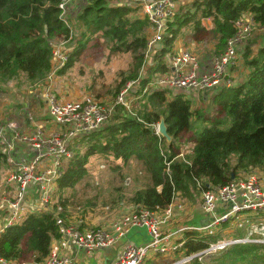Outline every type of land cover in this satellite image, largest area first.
I'll list each match as a JSON object with an SVG mask.
<instances>
[{"label":"trees","instance_id":"obj_1","mask_svg":"<svg viewBox=\"0 0 264 264\" xmlns=\"http://www.w3.org/2000/svg\"><path fill=\"white\" fill-rule=\"evenodd\" d=\"M137 1L88 0L76 14L74 2L64 22L59 18L60 0H0V83L19 79L21 75L35 85L31 87L40 82L47 84L52 79H58L62 89L64 85L70 87L74 79L67 77V71L78 63L92 40L85 38L86 33L99 34L113 43L110 52H125L131 56L128 67L118 74L113 96L118 95L127 80L134 81L133 89L131 86L126 93L129 108L123 104L114 105L108 122L72 139V156L64 164L49 204H42L39 191L27 190L25 210L0 234V256L6 260L44 261L52 241L59 237L55 225L59 205L64 208L63 216L70 215L72 211H79L83 219L89 213L92 216L98 214L94 203L84 207L68 193L86 175L89 160L96 154L124 164L134 161L138 164L136 170L143 174L145 183L142 186L127 198L114 199L117 204H128L120 207L123 212L164 208L177 192L179 198L186 202L192 199L193 194L201 197L202 189L226 185L239 178L244 172H238L240 170L264 172V44L254 52L248 47L244 59L238 58L245 68L242 73L244 79L239 82L232 78L229 87L180 90L151 86L158 74L169 71L163 57L185 30H189L194 41H203L213 35L224 47L236 30L234 22L245 14H252L259 27H264V0H192L189 6L176 11L166 22L161 47L157 49L155 46L152 50L155 51L154 57L147 56L146 62L150 24L140 14ZM204 18L211 20V30L202 25ZM58 43L62 44L67 57L60 66L53 55ZM236 63L230 68H236ZM143 66L145 75L140 77ZM92 84L91 87L88 85L91 89L86 91L88 95L105 104L114 101H109L101 93L98 96L92 94ZM203 93L206 101L214 105L212 116L193 108L196 101L203 98ZM140 102L144 108L136 109ZM149 103L160 107L149 109ZM160 118L165 121L170 141L157 135L152 127ZM196 120L202 122V127L193 126ZM184 134H190L189 142L193 146L189 154L183 155L179 140ZM167 163L169 172L165 171ZM5 165V152L0 146V170ZM100 208L104 211L113 207L104 205ZM252 219L255 221L256 218ZM245 230L242 236L224 238L219 229L212 234L206 230L185 229L178 239L182 241L179 248L171 254L150 255L144 264H164V260L170 264L201 252L218 240L261 238L257 233H250V227ZM215 251L207 260L220 254L211 264H264V242L231 243ZM201 255L183 264H203L199 259ZM207 260L205 264H208Z\"/></svg>","mask_w":264,"mask_h":264},{"label":"built area","instance_id":"obj_2","mask_svg":"<svg viewBox=\"0 0 264 264\" xmlns=\"http://www.w3.org/2000/svg\"><path fill=\"white\" fill-rule=\"evenodd\" d=\"M75 0H60L59 18L66 22L69 8ZM119 0H114L117 2ZM139 12L150 26L151 33L147 38L145 57L161 42L165 33L166 22L171 20L179 9V0H138ZM235 32L226 40L222 50L213 55L207 65H201L196 53L181 50L170 60L168 72L160 73L151 86H169L180 90H213L221 85L232 84L230 67L239 58L241 46L254 34L259 25L252 14L248 13L234 22ZM53 55L59 66L66 60L62 44L53 49ZM145 73L143 67L141 73ZM134 81L125 84L114 101L109 104L88 94L69 98L55 92L49 83L40 85L36 93L39 95V110H30L27 103L22 104L16 112L21 121L9 119L0 113V146L5 152L8 172L2 178L1 186L7 191L0 193V234L11 225L18 215L25 210L27 190L39 191L40 201L48 205L55 183L63 173L64 164L72 156L70 142L76 136L93 131L109 121L114 105L123 104L130 107L126 93ZM132 101V100H131ZM35 111V112H34ZM34 125L25 130V121ZM47 121V126L44 122ZM157 135V124L153 125ZM103 167V166H101ZM169 172V164L165 168ZM158 190L160 187L157 188ZM218 206L224 209L217 212ZM181 208L175 200L164 208L149 210L139 208L121 212L112 220L113 231L100 226L88 225L82 217L63 216L64 208L57 207L55 225L59 237L52 241L49 253L42 262H14L0 256V264H69L70 258L62 255L61 248L73 245L87 252L112 245L123 236L129 228L142 227L149 237L142 244L127 242L124 244L111 264H144L148 256L155 253L171 254L182 245V241L171 242V237L185 229L206 230L209 234L241 213L249 212L247 217L237 220L241 227H250V233L256 226L264 228V172L249 170L239 178L226 185L202 189L200 207L208 216L204 226H181L171 231H164L163 225L173 217V209ZM255 217V221H253ZM261 236V235H260ZM264 242V235L258 239L230 238L218 240L216 243L196 254L185 256L170 263L183 264L194 256L222 249L226 245L238 242Z\"/></svg>","mask_w":264,"mask_h":264},{"label":"rangeland","instance_id":"obj_3","mask_svg":"<svg viewBox=\"0 0 264 264\" xmlns=\"http://www.w3.org/2000/svg\"><path fill=\"white\" fill-rule=\"evenodd\" d=\"M87 1L88 0H82L80 2L78 8L75 9V14L77 10L87 4ZM186 33L187 32H183V37H185V41H188L185 36ZM85 38L92 40L89 41L87 48L85 49L78 63L71 70L67 71V77L74 79L73 82L75 85L73 83L72 84L77 87L76 90L80 93H84L86 91L91 90L88 88V85H90L91 87V84L94 82L92 84V94L98 96V94L101 93L103 96H106V99L112 101L116 96H113V92L114 87L118 83V74L122 71H125V69L128 67L129 62L131 61V56L129 55V53L125 52H110V46L113 43L107 42L99 34L89 35L88 33H86ZM205 42L207 43L206 45H208V48L204 47V53L200 54V57L201 60L203 58L205 61H208L210 58L207 56V53L210 54L212 58L213 55H216L221 51L223 46L222 44H219V41L213 35L209 36L205 40ZM262 44H264V27L255 30L254 34L250 37V40L248 39L241 46L239 50V58L241 57L242 59H244V53L248 47L251 48L254 52ZM154 54L155 53H149L148 57L151 56L153 58ZM146 61L147 59L145 60V62ZM242 68L243 70L236 74L237 81H239L240 78L243 76L242 72H244L245 69L244 65L242 66ZM144 75L145 73L142 72L140 77ZM130 82L132 81L127 80L125 84ZM30 85L32 84L30 82L28 83V80H26L25 76L21 77V75L19 76V79H13L0 83V106L4 108L3 111L8 110L9 112V108L11 107H14V110H16L17 107L15 106L19 104L20 100H26V96L30 95L26 94V90L31 87ZM36 85L37 86L35 88H41L39 86H43V82H40ZM133 86L131 89H133ZM107 88L109 89L106 91ZM136 88L138 87L136 86ZM201 101L196 107L193 108L199 112H205L212 116L211 112L213 111L214 105L209 100L206 102ZM139 107L141 109L144 108L142 106V102L138 103L136 109ZM159 107V105H151L150 103L147 105V108L154 110L159 109ZM29 109L32 111L39 110L38 101L30 103ZM11 112H13V110ZM194 122L195 123H193V126H195L196 128L202 127L201 121L196 120ZM190 134L182 135L181 139L179 140V142L182 143L183 155L189 154L192 148L191 146H193L192 143L189 142ZM83 148L84 147H82L81 150ZM233 163L234 161H232V164ZM136 168H138V164L134 161H130L129 163L124 164L119 161L116 162V160L113 159L108 160L102 154H96L89 160L86 175L81 179V181L75 186L74 189L68 190V193L72 195L76 202H80L81 204H83L84 207L92 205L94 203L93 205H96L95 210L97 212L101 210L102 207L100 208V206L104 205L112 206L114 209H119L121 206H127L128 204H117L116 202H114V199H118V197L127 198V196L132 194L138 186H142V184L145 183V181L143 180V174H141L139 169L137 171ZM247 170L249 171V169H244L238 172H248ZM182 200L184 201L185 199L182 198ZM198 202V194H193L192 199L187 201V203L190 204H195ZM249 214L252 213L244 212L239 215H236L230 220L228 224L218 226L214 229V231H217L219 229L223 234L224 238L230 236H242L245 234L246 231L245 224L239 227L236 222L237 220L242 219L243 217H247ZM215 252L216 251L204 253L199 256V259L202 260L203 264H205V261L207 260L208 256L215 254ZM219 254L220 253L210 257L207 260L208 264H211L214 259L218 257ZM177 258H180V256L176 257L175 259ZM179 261L182 262L183 260L179 259ZM167 262V260H164L162 263L167 264Z\"/></svg>","mask_w":264,"mask_h":264},{"label":"crops","instance_id":"obj_4","mask_svg":"<svg viewBox=\"0 0 264 264\" xmlns=\"http://www.w3.org/2000/svg\"><path fill=\"white\" fill-rule=\"evenodd\" d=\"M81 1L82 0H75L74 1L75 6L77 8H78V5L80 4ZM191 2H192V0H179V2H178L179 9L185 8L186 6H189ZM201 23L207 30H211V28L213 26L210 19L204 18L201 20ZM184 32H187L185 34V36L188 39V41L184 40L185 37H183V35L177 37L176 40L174 41L173 45H172L171 51L169 53H166L165 57H163L166 65L169 68V70H171L170 69L171 68L170 67L171 57L181 50H191L194 53H196L198 55L200 61L202 62L201 65H203V66L207 65L211 61V55L208 53H207V56L210 58V59L208 58L209 59L208 61L207 60L205 61L203 58L201 60V57H200V54L204 53L203 52L205 49L204 47L208 48V45H206L207 43L205 42L206 39L203 41H194L191 39L188 29L185 30ZM150 33H151V26L149 25V27L147 29V38L149 37ZM161 42H158L155 44L157 49H159L161 47ZM154 52L155 51H151L150 53L153 54ZM236 64L238 65L236 68H234V69L230 68V75L234 79H236V77H237L236 74L243 70L241 60L239 61V59H238ZM145 71H146V69H145ZM243 79H244V77L242 76L240 78L239 82H241ZM49 84H50L51 88L55 92H57L58 94H61V96L65 95L69 98H72V97H76V96H79L82 94H87L86 92L80 93L79 91H77L76 90L77 87L74 86L75 85L74 83H73L74 85L71 83L70 87L68 85H64L63 89H62V83H59L58 79H54V80L52 79L49 82ZM33 88H35V87H31V88L26 90L27 91L26 94H30V95L26 96V100H23V99L20 100L19 104L17 106H15V107H17V109L20 106H22V104L27 103L30 105V103L38 101L39 95L36 96V93H37L39 88H36V89H33ZM202 97L203 98L201 100L203 102H206L207 97H206L205 93H203ZM201 100L196 101L197 105ZM38 106H39V101H38ZM3 109L4 108L2 106H0V113H2L7 118L16 119L18 121H21L23 119V118H20L18 116V114L16 112L17 109L14 110V107L9 108V112H8V110L3 111ZM12 110H13V112H11ZM213 110H214V107H213ZM33 125H34L33 122L26 120L25 123L23 124V128L25 130H27V129L31 128ZM44 125L47 126V121L44 122ZM7 172H8V167L5 165L0 170V193L4 190L7 191L6 189H4L2 187L3 185L1 186L2 176L4 174H6ZM198 196H199V194H198ZM175 200L181 204V208L178 209L177 207H175L173 209L172 219L168 220L163 225L164 231H171V230H173L177 227H181V226H204V225H206V223L208 221V216L202 211V208L200 207V199H199L198 203H195V204L191 203L190 204V203H187L185 200L184 201L181 200L179 198V192H177ZM124 209H128V207H125ZM223 209L224 208L222 206H218L217 212H221ZM121 212H123V210L121 208H119V209H113L112 208L110 210H104V211L102 210V211L97 212L98 214H94V216H92V214L89 213L88 216L84 220L86 222H90L89 225L100 226V227L108 230L109 232H112L113 231L112 220L115 218V216H117ZM70 213H71L70 215L76 216V217H80V215H81L79 211L78 212L72 211ZM0 217H3L1 212H0ZM261 228H263V226H261V225L256 226L255 229L253 230V232L262 236L264 234H262L258 230ZM180 237H181V233H178L175 236L171 237L170 241L175 242ZM148 239H149V237H148L147 232L144 228L132 227V228H129V230L123 236H121L118 240H116L112 245H110L108 247H105L102 249H96V250H93L92 252H87L86 250H84L82 248H78V247L73 246V245H68L66 247H62L60 251H61L62 255H65V256L70 258L69 264H111L125 243L130 242L133 244H142V243H145L146 241H148Z\"/></svg>","mask_w":264,"mask_h":264},{"label":"water","instance_id":"obj_5","mask_svg":"<svg viewBox=\"0 0 264 264\" xmlns=\"http://www.w3.org/2000/svg\"><path fill=\"white\" fill-rule=\"evenodd\" d=\"M152 127L155 128L153 125H152ZM157 131L161 137H164L166 139V141H170L171 137L167 132V126H166L163 118H160L159 122L157 123ZM232 178H233V176H232Z\"/></svg>","mask_w":264,"mask_h":264},{"label":"bare ground","instance_id":"obj_6","mask_svg":"<svg viewBox=\"0 0 264 264\" xmlns=\"http://www.w3.org/2000/svg\"><path fill=\"white\" fill-rule=\"evenodd\" d=\"M262 234L264 233V229L261 228V229H258Z\"/></svg>","mask_w":264,"mask_h":264}]
</instances>
